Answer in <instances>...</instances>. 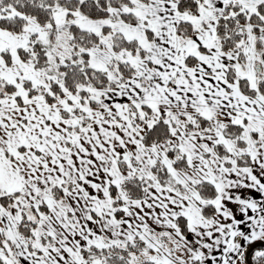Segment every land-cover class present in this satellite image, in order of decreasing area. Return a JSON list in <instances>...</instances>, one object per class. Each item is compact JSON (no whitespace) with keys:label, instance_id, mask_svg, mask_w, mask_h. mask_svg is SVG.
I'll return each mask as SVG.
<instances>
[{"label":"snow or ice","instance_id":"1","mask_svg":"<svg viewBox=\"0 0 264 264\" xmlns=\"http://www.w3.org/2000/svg\"><path fill=\"white\" fill-rule=\"evenodd\" d=\"M0 264H264V0H0Z\"/></svg>","mask_w":264,"mask_h":264}]
</instances>
